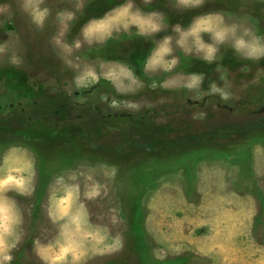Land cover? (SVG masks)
Listing matches in <instances>:
<instances>
[{
    "label": "rangeland",
    "instance_id": "rangeland-1",
    "mask_svg": "<svg viewBox=\"0 0 264 264\" xmlns=\"http://www.w3.org/2000/svg\"><path fill=\"white\" fill-rule=\"evenodd\" d=\"M245 32L264 0H0V264H264Z\"/></svg>",
    "mask_w": 264,
    "mask_h": 264
},
{
    "label": "clouds",
    "instance_id": "clouds-1",
    "mask_svg": "<svg viewBox=\"0 0 264 264\" xmlns=\"http://www.w3.org/2000/svg\"><path fill=\"white\" fill-rule=\"evenodd\" d=\"M230 30L231 29H226L224 31L217 32L216 39L220 42H224ZM234 48L237 52H242L243 55L249 59H259L264 56V42H262L259 37H250L247 32L235 40Z\"/></svg>",
    "mask_w": 264,
    "mask_h": 264
}]
</instances>
